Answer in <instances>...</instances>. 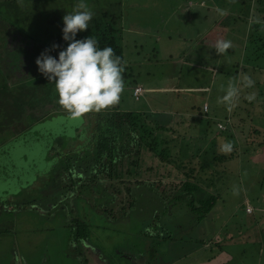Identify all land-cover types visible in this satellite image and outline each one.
Instances as JSON below:
<instances>
[{
    "label": "rangeland",
    "instance_id": "obj_1",
    "mask_svg": "<svg viewBox=\"0 0 264 264\" xmlns=\"http://www.w3.org/2000/svg\"><path fill=\"white\" fill-rule=\"evenodd\" d=\"M45 2H47L46 8L50 12L51 21L57 24L66 12L73 10L77 0H46ZM118 2H121V4L118 5ZM127 2L129 1L94 0L89 8L90 10L94 9L92 12L96 13L103 5L102 9L114 13L122 10L125 14L122 17L123 20L120 19L123 22L125 20L126 23L125 44L134 46L132 49L129 46L125 47L124 52L129 62L127 64L132 67L130 70L138 77L139 82L147 90H151L145 98L144 108L150 107L151 110H157L162 107L164 90L169 92V98H171V105H168V107H177L175 97L178 99L182 97V95L177 96L181 91V87L179 84L176 85L175 78H171L173 72H176V64L183 59L195 61L200 58V53H202L206 55L207 60H210L206 63L205 70L196 69L190 73L183 71L185 82L194 85L191 87L193 89L192 103L200 106L203 99H208L213 108L212 113L220 120L228 110L229 115L233 117V127L241 124L239 122V117H241L243 124L240 127L243 131H246V135L241 137L240 142L252 134L251 131L255 124L264 125L263 122H257V118H252L250 122L252 114L258 112L261 114L259 120H264V56L258 55L264 54V45L256 41L255 44L250 45V41H248L249 34L255 32V29L251 27V21L258 19L259 15L253 12L255 18L251 16L247 21L244 14L245 8L243 7V2H246V0H215L216 4L219 5L214 6L215 13H217L216 9L220 8L224 10V15L217 13L213 22L212 20L207 22L210 23L207 26L208 33L201 37L200 41L198 40L199 46L202 43V52L200 50L196 51V55H192L189 39L185 43L181 41V37L177 40L174 36L177 34L181 36L185 31L181 27L182 14L176 15L177 11L170 13L171 17H168V21L164 23L161 9L160 14L154 13L153 9H150L145 17L143 11H141L142 13L138 12L130 15L129 10L135 5ZM152 6L154 7L153 4ZM135 8L141 9L137 6ZM144 20H148V22L142 29ZM262 20V25H264V19ZM166 24L168 25L167 29ZM163 32L172 34L173 42H175L173 46L163 47L160 45L162 38L167 39L161 36ZM261 33L264 36V30ZM224 39L231 41V46L221 56L215 50V44L217 40ZM169 41L170 39H168ZM262 41L264 42V38H262ZM144 43L143 50L139 51L138 49ZM156 45H160L157 51L160 50L161 53L155 55L153 50H155L154 47H157ZM198 45L195 44L193 48H197ZM164 48L170 50L171 54L164 53ZM59 50L51 51L50 55L55 57ZM166 58L167 60H165ZM220 59H223L224 62L215 71H212L213 66L217 65L215 63ZM130 70L127 74L130 73ZM28 72L24 69L23 74L28 75ZM36 74L37 72L34 71L33 74L29 75ZM241 74H247L253 80L254 83L251 87L240 88ZM30 79L34 82L36 78L32 77ZM25 81L28 85L32 83L30 80ZM47 81L46 79L44 87L54 90V85L52 84V87L51 84L48 86L49 82L47 83ZM229 81L240 88L239 96L230 108L223 102L217 103V98L223 96L224 89ZM34 84L38 85V82ZM206 84L209 85V88L213 84L212 94L211 90L209 92H207L209 89L204 90ZM203 87L204 89H202ZM130 90L127 85H124L121 100L111 107L117 109L120 104L122 109L145 110L141 107L140 101H135L132 90ZM48 93L54 102L52 105H48L47 111L52 110L44 114L43 120L32 125V134L26 133L23 136H18L16 142H13L15 138L6 141L10 142L11 145L1 151L0 264H24L21 261L23 255L31 257L33 260V262H30L31 264H183L186 261L183 258L191 256L194 252L193 245H176V241H174L164 250L160 246L165 242L162 233L160 238L151 236L150 238L149 236L142 238L140 232L149 223L150 214L152 215L153 212L158 211V208L160 211L161 206L169 204L165 202H170V199L161 201L158 198L153 202L150 200L151 194L156 193L163 198H167L181 189L188 179L192 181L193 178L194 183L200 186L198 198L200 193L204 194L202 198L216 197L214 209L202 224L215 222V226L219 230L216 238L219 240H213L214 244H219L227 231L232 234L235 230H238L237 228L240 225L243 227V223L247 221V218L258 224H264V213L255 212L252 215H247L243 203L244 197L253 200V195L258 193L261 196L260 206L264 207V181L260 177L264 174V158L262 161L256 160L259 163L256 165L253 161L245 164V161L242 162L239 159L238 161L235 159L222 162L213 161L210 163L211 165H207L209 164L207 162H210L214 155L213 149L209 148V145L205 146L196 157H192L193 166L199 168V163L203 161L205 168L201 171L196 169L193 173H189L187 177L185 176L186 172L178 171L171 165H162L157 159L146 155L142 162L144 171L140 179L151 182L156 190L151 187L136 190L139 198H136L137 203L134 207L138 206L134 209L133 207L130 208L129 204L132 202V197L130 198V194L125 191L124 186L118 185L116 182L114 184L105 182L107 185L106 191L112 198L111 201L107 200V207L105 206L106 203L102 204V196L99 192L97 194L91 192L89 188L84 189L81 184L65 190L68 180L70 181L67 172L63 170L55 171V168H58L61 162L59 161L61 160L60 155L64 152H70L74 148L78 149L77 144L82 142L85 144L82 139L91 133L89 132V127H91L89 123L92 121L97 122L96 114L98 113L89 111L79 117H70L60 105L55 104L56 93L51 94L49 91ZM249 95L253 97L251 100L247 99ZM29 97L26 96L25 99L28 100ZM189 99H191L190 96H184L182 103L184 105L189 104ZM43 106H39L41 113H44L42 109H46ZM34 110L36 108L30 109L28 112ZM178 120L172 121L170 127L178 126ZM6 122L8 123L9 120ZM11 122L15 123L13 120ZM202 122L214 131L213 125L215 122L207 124L206 119ZM221 127V130L225 129L223 125ZM252 136L254 139L258 137L256 133ZM226 141L230 140L226 139ZM79 149L82 150L83 148ZM217 150L219 148L216 146ZM237 151L239 152L238 147ZM187 152H190V149ZM253 165L256 168H251ZM149 168L152 171L148 170ZM247 168L250 172L246 171ZM260 173L262 175L259 176ZM59 174L61 177L58 176ZM202 180L205 181L204 185H200ZM233 186L237 189L236 194L232 192ZM261 186L263 188L260 191ZM78 196L85 200V204L81 203L82 199L77 202L76 197ZM252 205L254 206V204ZM78 208L80 209L78 210ZM184 212L185 209L182 208L180 214L174 217L171 226L175 229L178 228L177 225H184L183 227L193 226L190 219L191 215H186ZM166 217L161 215L160 218L158 217L157 220L152 221L151 227L156 225L161 227L163 225L161 220H164V218L167 220ZM75 219L86 222L87 227L84 229V233L88 239L77 237L76 228L79 227H76L77 222L74 221ZM67 225H70V229L66 228ZM151 229L150 234L152 236L159 233V230L153 232ZM177 233L175 238L180 239L186 236L183 234L185 232L178 229ZM262 237L264 242V233ZM235 244L227 248V254L235 259L234 263L236 258L240 256L241 247H244L240 241ZM182 249L185 251H181ZM17 257L21 259H17ZM219 258L223 259L224 255L221 254ZM219 258L214 262L219 261ZM263 261L264 256H262L260 264H264ZM185 264L190 263L186 262ZM229 264H233V262L231 261ZM238 264H241V262L238 261Z\"/></svg>",
    "mask_w": 264,
    "mask_h": 264
},
{
    "label": "trees",
    "instance_id": "obj_2",
    "mask_svg": "<svg viewBox=\"0 0 264 264\" xmlns=\"http://www.w3.org/2000/svg\"><path fill=\"white\" fill-rule=\"evenodd\" d=\"M45 1L46 0H2L0 3V17L3 18L8 24H11V26L15 27V29L20 31L22 34L27 36V38H25L29 39V41L34 40L45 42L46 44L44 45L49 46L56 44L58 45L57 49L61 50L62 48L66 47L65 42L61 39L62 18L60 19V21H58L57 24H54V22L51 21L52 18L49 17L50 12L46 8L47 2ZM91 2L94 3V0H85V3L88 5V7L90 6ZM243 3V7L245 8L244 14L246 15L247 21L249 17L254 16L252 14L253 12H255V14L258 13L259 15L258 19L251 21V27L255 29V32L249 34L248 41H250V45L255 44V41L258 43L260 42V44L263 43L264 45V42H261L262 38H264L261 33V31L264 30V25H262V19H264V0H246V2ZM120 4L121 2H118V5ZM101 6L102 7H99L100 9L97 10L96 13H93L92 19L88 22V29H85L83 32L78 31L75 38L82 39L84 37L92 35L97 40L98 47L103 48L104 46H110L113 49V52L121 57V62L123 64L122 79L124 85H127L129 89L132 90L130 91L133 95V91L135 87L138 86L139 80L138 77L135 76L133 72H131L130 68L132 67L128 66L127 63L129 62L124 52L126 49V23L125 20L123 22L120 19H122L125 14L122 10L117 9L118 12L114 13L110 12L107 9H102L103 5ZM91 11H94V9H92ZM17 13V20L16 22H14L11 15H15ZM41 14H43L46 18H40ZM9 38H14L11 33H7L6 40L2 38L4 46L6 45L5 42H7V44H10ZM19 40L20 42H24L22 38H20ZM46 40H48L49 43H47ZM12 41L14 42V40H11V44H13ZM29 44L30 42L27 45L29 46ZM15 54V49L9 48L7 46L8 58L7 63H5L6 66L4 69L7 71V73L13 72V70L18 66L16 65V61H13L15 58L18 59L17 57H15ZM16 55L19 57L20 61L23 59L22 57H24L23 53V56L21 54ZM258 55L261 57L264 56L263 53L262 55ZM0 59H2L1 56ZM28 59L29 58H25L23 60L29 62ZM7 66L9 69L7 68ZM128 69L130 70V73L127 74V72L129 71ZM4 70L3 72L0 71V95L2 96L4 106L8 109H6L4 113L0 114V117H2L0 118V121H7L11 119L14 120L16 124L13 129L11 128L12 130L9 129L7 131L0 127V147L9 143L6 141L14 139L18 136L26 133L32 134V125L43 120L44 114L52 110L50 109L47 111L48 105L53 104L52 97L49 96L48 91L51 94H55V90L44 87L46 85V79L40 73L39 75L34 76L36 78L34 82L32 81V79H30L32 78L31 76L29 77V75H23V78H20L21 82L17 83L23 88V90L18 94V97H16V100L13 101V104L11 103L13 107L16 108V113L15 110L13 111L11 110V108H9V97L14 94V86L11 87V85L7 86L6 84H4L6 80V78L4 77ZM2 73L4 76L2 75ZM12 77H14L12 80L16 78L15 76ZM25 80H30L32 82L31 85L26 84L27 81ZM35 82H38V85H35ZM52 84V82H49L48 86L50 85L52 87ZM36 89H39L40 91H42V93H40L39 96L35 97L34 90ZM26 96H30L28 100L25 99ZM121 98L122 95L120 94L119 100H121ZM40 105H44L43 108H46L42 109V111H44V113L42 112L43 114L40 112ZM56 105L58 104L56 103ZM203 106L205 107L208 105L205 104L199 106L193 104L191 110H197V113H201V115H203ZM33 108H36V110L28 112ZM142 111L143 110L140 109L138 111L128 110L126 108L122 109L120 104L117 109L109 106L108 108H105L103 110L96 111L98 113L96 114L97 122L95 121L94 123L92 121L89 123L91 126L89 127V132L91 133H89L87 137L82 139L85 141V144L83 142L81 143L82 145L77 144L78 149L74 148L70 152H64L60 155L61 160L59 161L61 162L58 165V168H55V171L63 170L67 172V177H69L70 181L68 180V184L65 187V190L69 189V187H74L75 185L77 186L78 184H81V187L84 189L89 188L91 192H95L97 194L99 192V194L102 196V204L106 203V206L108 205L107 200L111 201L112 198H110V194L106 191L107 185L105 184V182H110L111 184H114V182H116L118 185H122L126 188L125 191L130 194V198L132 197V202L129 203L130 208L133 207L134 209L138 206L137 205L134 207V205H136L135 203H137L136 198H139L136 190H144L147 187L153 188L151 182L140 179L144 171L142 169V162L146 155H149L148 157L157 159L162 165H171L178 171L186 172V177L189 173H193L194 171H196V169H199L198 171H201L203 168H205V164L203 161L199 163V168L193 166V156H191L190 152L193 153L195 146L192 141L190 142V140H183V134L181 135L178 133L177 137L174 136L176 135L175 129L164 124L161 125L158 120L157 113ZM12 114H16L17 116H12ZM205 119L207 120L206 117L199 118L200 122ZM225 127V130L220 131L222 133L220 136L224 135L227 139L234 142V134H232L231 126L229 127V125L226 124ZM253 128L254 130L256 129L259 132V128H256L254 126ZM94 132L95 134H93ZM206 133V130H204L203 137L206 136ZM217 143L218 141H216L215 145H209V148L213 147L212 149L214 155L211 161L207 162L209 163L207 165H211L210 163H212L213 161L222 162L225 160H230L227 155L233 154L230 152V154L228 153L224 155L221 153V151H216ZM79 148H83V151ZM232 148L235 149V146H232ZM188 149H190V152H187ZM187 158L191 159L187 160ZM148 170L152 171L151 168H149ZM58 176L61 177L60 174ZM193 180L190 181L188 179L183 184L181 189L169 195L167 198H163L156 193L151 194L150 200H152L153 202H155V199L157 198L161 201H167V199H170V202H165L169 204H167L166 206H161L162 209L160 211L158 208V211L153 212L152 215L150 214V221L147 226L145 225L146 228H143L141 232L139 230L142 238H147V236H149V238L150 236L160 238L162 233V237H164L163 240L165 242H163L160 246L164 250L169 244L173 243L174 241H176V245L182 244L183 246L185 244H193L194 240H196V242L204 244L203 241H200L201 239L198 240L197 238H194L193 234L197 233L196 226L203 224V222L209 216L210 212L214 209L216 197L209 196L206 198H202L204 197V194L200 193V197L198 198V189H200V186L194 183ZM204 183L205 181L202 180L200 185H204ZM79 199L82 198H79V196L76 197L77 202ZM84 201L85 200L82 199L81 203L85 204ZM182 208L185 209L184 214L191 215L190 219L193 226L183 227L184 225H177V229L185 232L183 234L186 235L185 237H181L179 239L175 238L177 229H175L171 225L174 222V217L177 216V214H180V209ZM79 209L80 208H78V210ZM93 210L95 211V209ZM160 214L162 215V217H164V215L167 216L166 218L168 219L166 220L164 218V220H161V222L163 223L161 227H157V225L155 227H151L152 221L157 220L158 217L160 218ZM106 220L108 219L106 218ZM74 221L77 222L76 227H79H75L77 231V237L79 239H88V237L84 233V229L87 227L86 222H80V220L76 219ZM150 229L153 230V232L159 230V233H156L152 236L150 234ZM177 234L179 235V233ZM181 251L185 250L182 249Z\"/></svg>",
    "mask_w": 264,
    "mask_h": 264
},
{
    "label": "crops",
    "instance_id": "obj_3",
    "mask_svg": "<svg viewBox=\"0 0 264 264\" xmlns=\"http://www.w3.org/2000/svg\"><path fill=\"white\" fill-rule=\"evenodd\" d=\"M128 1L129 2L127 3H131L132 5H135L133 8H130L129 10L130 15L132 13H138V12L143 11V15L145 17L150 12V9H153L154 13L156 12L159 14H160V9H161L163 13V21L164 23H166L168 21V17H171L170 13H175L177 11L176 15L182 14L183 19L181 21L182 23L181 27H183L185 31L182 33L181 36L179 34L174 35V36L176 37L177 40H179V38L181 37V41H184L185 43H187L186 40L188 39L190 40L191 42L190 49H192V55H196V53L199 50L202 52L201 50L202 43L199 46L198 40L200 41V38L205 36L208 33L207 26L210 23H207V22L209 20H212V22L213 20H215L214 17H215V14L217 15V13H215L214 11V6L215 5L219 6L218 4H216L215 0H212V1L211 0H128ZM152 4L154 5V7L152 6ZM136 6L140 7L141 9L140 10L136 9L135 8ZM188 7H190V9H188ZM187 13L189 14L187 15ZM169 14L170 16H168ZM147 22L148 20H144V25L142 29H144ZM167 26L168 25L166 24L165 26L166 29H167ZM163 33H161V36H164L167 39L164 40V38H162L160 45H162L163 47L173 46L175 42H173L172 34H167V33L163 34ZM144 34L146 35L147 33L145 32ZM155 36H158V35H155ZM168 39H170L169 42H168ZM195 44L196 46L198 45L197 48H193ZM126 46H129L131 49L132 47H134V46H130L129 44H126ZM144 46H145V43L144 45H141L140 49L138 50L139 51L143 50ZM159 46H157L156 48L154 47L155 50H153V52H155V55L156 53H161L160 50L157 51ZM164 53L171 54V51L168 50L167 48H164ZM200 54H201L199 56L200 58L196 59L195 61H191V60L188 61V60L183 59L180 63L178 62L176 64V67H177L175 68L176 72H173V75L171 76V78H175L177 82L176 85L179 84V86L181 87V91L179 92L181 94L178 93L177 96L182 95V97L180 99L175 97V101L177 102L176 103L177 107L175 108L168 107V105H171L170 103L171 98H169L170 94L167 90H164V97H162V104H163L162 107H159V109L157 110L156 109L151 110L150 107L144 108L145 98L148 96V93H150L151 90H147L144 87V85L139 82L138 86H141L143 89V93L138 100L140 102L142 101L141 102L142 108L145 109L142 112L150 111L153 113L154 112L157 113L160 124L161 125L164 124L169 127L171 126L172 121H175L176 119L177 120L180 119L177 122L178 126H173L172 128H174L176 131L175 133L176 137L178 136V133L181 135L183 134L182 135L183 140L185 141L190 140V142L192 141V143H194V146H195L194 151H193V154H191V156L193 157H196L201 152V150L205 148V146H208L210 144L215 145L216 141H218L216 146L219 148V145L225 142L227 138L225 136H220L222 133L220 132L221 129L218 127V125L220 126L223 125L225 127V125L227 124L229 125V127L231 126L232 128L231 131H232V134H234V138H233L234 142L232 140L231 142H232V146H235L236 150L232 148L230 152L233 154H230V152H222V154L225 155L229 153L230 155H227V157L230 160L235 159L238 161L239 159L242 162L245 161V164L251 161H253L255 165L259 164L258 162H256V160L262 161L264 158V125L259 124V123L254 125V127L259 128V132L256 129L254 130V128H252L251 133L253 135H255V133L256 135H258L256 139H254L252 134L249 133L251 135L247 136L242 142H240L241 137H244L246 135V131H243L242 128L240 127L243 124L240 117H239L240 119L239 122H241V124L237 126V128L233 127L232 125L233 117L232 115H229L228 110L226 111L225 116L224 114L222 115L221 120L216 118V116H214V113H212L213 108L208 99H205V100L203 99V101L201 102V105H205V104L208 105L207 108L203 106V109H202V112H204L203 115H201V113H197V110H191L193 106V103H192L193 89L191 87H193L194 85L193 83L185 82L186 80L183 77L185 73L183 71H187L190 73L196 69L205 70V67H207L206 63L210 60H207L206 55H203L202 53ZM224 54H225V51L220 52L221 56ZM165 60H167V58ZM222 62H224L223 59L217 60V62L215 63L217 65L213 66L212 71H215L216 68L219 67ZM204 87L202 89H204ZM212 87H213V84L211 85V88H209V85L206 84V87L204 90L209 89L207 92L211 90V94H212L213 92ZM187 95L191 97V99H189L190 103L187 105H184L182 101L184 100V96H187ZM200 117H206L207 124H210L211 122H215L213 125L214 131L211 128L207 127V125L204 122H200L201 120V119L199 120ZM259 117H261V114L259 112L253 113L251 116L250 122L252 118H257V122H263L264 124V120H259ZM204 130H206L207 132L205 136L206 138L203 137ZM252 140L253 142L251 143ZM237 147L239 148V152L237 151ZM250 158H252V160H250ZM255 165H253V167L251 168H256ZM247 169L248 170L246 171L250 172L249 168ZM258 175L260 176L262 175V173ZM260 177L262 178V181H264V174ZM251 179L255 180L254 178H251ZM261 188H263V186L259 188L260 191H261ZM253 197H254L253 200H250L249 198L244 197L245 200L243 203L246 208L245 213L247 215H252L255 212L264 213V207L260 206V198H261L260 194L255 193ZM252 204H254V206ZM248 208L251 209L250 212L247 211ZM243 224H244L243 227L242 225H240V227L237 228L238 230H235L232 234L229 231H227L224 234L222 241L219 242V246L218 244L216 245L213 243V240H219L218 238H216L219 233L218 232L219 230L215 226V222L214 223L210 222L205 225H202V224L197 225L196 226L197 233L193 234L194 238H197L198 240L201 239L200 241H203L204 244L200 242H196V240H194L193 244H191L193 245L194 252L192 253L191 256L183 258L184 260H186L184 262L185 263L188 262L190 264H229L232 261L233 264H238V261H239L241 262V264H260L262 261V256H264V242H263V237H262V234L264 233V224H258L257 222L250 220L249 218H247V221ZM70 225H67L66 228L70 229ZM237 241L242 242V246L244 247H241L242 250H240L239 252L240 256L239 258H236V262L234 263L235 259L230 254H227V248L231 245H236L235 243ZM221 254L224 255L223 259L219 258ZM217 258H219L218 259L219 261L214 262V260H216ZM21 261L24 262V264L33 262L31 257L29 256L27 257V255L26 256L23 255V259Z\"/></svg>",
    "mask_w": 264,
    "mask_h": 264
},
{
    "label": "clouds",
    "instance_id": "obj_4",
    "mask_svg": "<svg viewBox=\"0 0 264 264\" xmlns=\"http://www.w3.org/2000/svg\"><path fill=\"white\" fill-rule=\"evenodd\" d=\"M219 15L224 10L217 8ZM93 12L85 0H77L73 10L62 17L61 39L66 42L53 57L49 49L43 50L35 59L37 71L48 82H52L56 93V103L60 105L70 117H79L89 111H100L118 103L124 88L122 79L123 64L121 57L113 52L110 46L98 47L94 36L89 35L76 39L77 32L88 29V22ZM231 46V41L217 40L215 50L224 52ZM58 45H51L55 51ZM253 80L247 74H241L240 88L251 87ZM240 88L229 81L224 94L217 98V103L223 102L229 108L237 100ZM253 97L249 95L247 99ZM222 152L232 150L231 141L219 145ZM236 187L232 192L236 194ZM17 259H21L17 257Z\"/></svg>",
    "mask_w": 264,
    "mask_h": 264
},
{
    "label": "flooded vegetation",
    "instance_id": "obj_5",
    "mask_svg": "<svg viewBox=\"0 0 264 264\" xmlns=\"http://www.w3.org/2000/svg\"><path fill=\"white\" fill-rule=\"evenodd\" d=\"M17 15H18V13L15 14V15H11L12 16V20L14 22H16V20H17L16 19ZM40 18L45 19L46 17L43 14H41ZM7 33H11L14 38H9L10 44H7V42H5L6 45L4 46L3 45L4 42H3L2 38H4L6 40ZM21 34L22 33L20 31L15 29V27L11 26V24H8L3 18L0 17V56L2 57V59H0V68L2 70L0 69V71L3 72V70L5 69V66H6L5 63H7V58H8L7 57V46L9 48L15 49V53L16 54H21L22 55V53H23L25 58H29L28 59L29 62L28 61H24L23 60V59H25L24 57H22L23 59L20 61L19 57L15 54V57H17L18 59L15 58L13 61H16V63H17L16 65H18V66L13 70V72H11L9 70L11 73H9V72L7 73V71L4 70V72H5L4 75L5 76L2 73V75L6 78L4 84H6L7 86L11 85V87L14 86V89H13L14 90V94H12L9 97L10 98L9 99V103H10V107L9 108H11V110H13V111L15 110L16 113H17V110H16L15 107H13L12 104H13V101L16 100V97H18V94L23 90V88L20 85H18L17 83L21 82L20 78H23L22 76L25 75V74H23L24 69L26 71H29L28 75L31 74V73L33 74L34 71L37 72L36 75H33L31 77L39 75V72L37 71V67H36L35 62H34L35 59L45 49H49L50 50L49 54L52 51L51 50V45L50 46L49 45H44V44H46L45 42H39V41H34V40H30L29 41V39H26L27 36H25L24 34H22V35ZM20 38H22L24 40V42H20V40H19ZM12 39L14 40V42L12 41L13 44H11V40ZM29 42H30V44L28 46L27 44ZM46 42L49 43L48 40H46ZM2 64H5V65H2ZM7 68H8V66H7ZM12 76H15L16 78L14 80H12L14 78ZM29 77H30V75H29ZM34 91H35V97L39 96L40 93H42V91H40L39 89H36ZM52 102H54V100ZM6 109H8V108L4 106L2 96L0 95V114L4 113V111ZM12 116H17V115L16 114H12ZM0 118H2V117H0ZM11 121L12 120L10 119L9 122L7 123L6 121L1 120L0 121V127L3 128L5 131H7V130H9L11 128L13 129L15 127L16 123L11 122Z\"/></svg>",
    "mask_w": 264,
    "mask_h": 264
},
{
    "label": "built area",
    "instance_id": "obj_6",
    "mask_svg": "<svg viewBox=\"0 0 264 264\" xmlns=\"http://www.w3.org/2000/svg\"><path fill=\"white\" fill-rule=\"evenodd\" d=\"M142 93H143V89L141 86L135 87V89L133 91V96H134L135 100H138L139 97L142 95ZM205 108H207V106H205ZM218 127L222 128L220 125H218ZM247 211L250 212L251 209L248 208Z\"/></svg>",
    "mask_w": 264,
    "mask_h": 264
},
{
    "label": "water",
    "instance_id": "obj_7",
    "mask_svg": "<svg viewBox=\"0 0 264 264\" xmlns=\"http://www.w3.org/2000/svg\"><path fill=\"white\" fill-rule=\"evenodd\" d=\"M23 135H25V134H23ZM23 135H21V136H23ZM18 138H19V137H16V138L14 139L13 142H16V139H18ZM10 145H11V143L9 142L8 144H6V145L0 147V155H1V151H2V149H5V147L7 148V147L10 146Z\"/></svg>",
    "mask_w": 264,
    "mask_h": 264
}]
</instances>
